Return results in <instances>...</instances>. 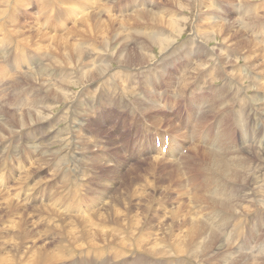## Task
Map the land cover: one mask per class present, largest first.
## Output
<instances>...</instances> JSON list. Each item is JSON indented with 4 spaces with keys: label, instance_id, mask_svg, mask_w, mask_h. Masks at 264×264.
Instances as JSON below:
<instances>
[{
    "label": "rangeland",
    "instance_id": "374dc122",
    "mask_svg": "<svg viewBox=\"0 0 264 264\" xmlns=\"http://www.w3.org/2000/svg\"><path fill=\"white\" fill-rule=\"evenodd\" d=\"M6 1L0 0L2 44L0 118L7 122L5 128L10 131L3 130L0 140V264H192L191 261H197L199 264H222V260L227 258V250L235 252L239 248L240 252L245 254L242 264H264V86L262 89L252 90L253 87L248 88L253 86L252 81H239L240 87L245 88L243 94L246 97L255 92L262 101L257 122L258 131L253 135V141L259 139L260 143L256 146L247 142V145H242L239 149L229 145L230 148L236 149L231 153L239 155L240 158L244 156L245 161H249L247 151L250 145L252 150L258 151L257 157L253 160L252 171L260 176V185L257 201L252 207L256 208L252 211L240 214L241 211L235 202L243 200L234 197L231 199V205H224L222 210H213L211 206L213 204L205 201L206 193L198 199L188 197L187 193L191 191V186L184 178L180 180L176 176L175 162H171L172 158L167 161L150 151V147H153L152 139L158 136L160 131L169 132L173 136L175 130L169 128L170 120L177 121L174 124L181 127L182 132L187 133L192 129L196 117L198 121L194 122L195 129L191 132L195 136L194 145L198 152H202L200 151L202 147L208 152L214 151L209 150L212 147L224 148L216 138L217 131H206L207 123L217 124L219 118L208 111L207 123L201 121L199 108L193 106L188 110L182 101L183 98L178 96L177 84H174L178 83L180 73L191 72L188 70L191 65L185 64L186 55L180 56L183 50L180 46L187 45L194 50V45L199 43L208 50L219 51L221 48L225 57L231 60V65L240 57V53L256 57V63L260 64L261 70V73L256 75L264 85V0H177L174 3L170 0ZM148 9L153 10L149 19L147 15H142ZM140 17L141 20L143 18V22L139 20ZM167 22L180 27L178 31L173 29L174 33L167 37L173 44L164 53L156 46L150 49L151 59H148L149 62L146 64L138 66L135 63L128 64L117 61L115 56L112 57L115 62H112L113 60L106 58L107 54L104 56L105 60H98L94 57L97 52L106 50H101V46L95 43H90L93 44L91 49L96 52L93 57L86 51L82 61H79V66L67 63L66 50L62 46L64 40L71 36L70 30L76 25L77 29L80 26L79 31L85 30L82 32L83 38L88 41L98 39L97 37L101 35L102 40L114 42L119 40L121 44L125 43L134 49L140 41L144 39L148 41L146 35L142 33L145 30L143 24H153L161 29ZM91 23L103 24V27L99 26L96 31L95 25H88ZM236 24L241 27L242 35L251 39L250 44L244 47V51L229 42H225L226 46L222 47L223 37L217 34L221 29H234ZM244 24L247 28L241 26ZM105 30H108V33L104 34ZM137 31L144 35L143 38L135 35ZM111 34L115 36L114 39ZM240 35L234 38L240 41ZM28 43L30 45H27ZM76 43L79 46L85 42L77 38ZM173 50L174 54H171ZM200 51L204 52L203 49ZM199 56L206 59V54ZM214 57L215 53L214 55L212 53L209 65L204 64L205 71L217 68L215 64L222 61L218 62ZM194 61H191L192 65ZM100 62L106 66V75H98L88 81L90 83L79 80L81 73ZM239 64L245 78L253 75V71L244 66L242 61ZM55 76L58 78L54 82ZM188 79L186 81L189 87L185 91L189 93L194 86L196 95L200 90L196 89L195 85L200 82L192 77ZM54 84H61L59 89L56 88L59 92L56 96ZM62 89L65 90L64 93H68L66 99L60 93L63 92ZM116 89L117 91L121 89L122 94L130 93V89L132 94L127 97L116 93ZM109 91L111 97L107 95ZM151 91L160 92V100L156 98L154 102L150 98ZM162 93L167 98L162 99ZM242 100L244 101L243 98ZM139 105L149 108L146 115L141 114L136 108ZM156 105L158 107L155 108ZM107 106L110 107L109 110ZM93 112L97 115L93 116ZM244 113L245 124L248 125L250 116L248 117L247 110ZM69 114L76 120L87 118L88 114H91L88 118L91 121L97 119L95 128L101 131L92 135V129L86 125L71 123ZM102 119L104 120L100 121ZM225 125L229 128L227 134L230 140L240 141L239 130H233L232 125L228 123ZM78 128L83 129L80 133L92 136L91 143L88 142L86 149L83 148L84 141L78 139L83 150L73 138ZM199 131H205L204 135H200ZM175 136L182 137V134ZM190 143H193V140L186 145L185 143L179 145L180 148L185 145L183 148L186 153L178 155L176 162H180L189 152ZM169 148L172 151V148ZM219 151L217 149L214 152ZM200 153L188 155L189 157L184 159V166L188 164L193 168L199 160L209 159ZM199 163L205 167V160ZM212 166L217 167L216 164ZM243 166L250 172L248 165L243 163ZM115 167L118 168L116 171ZM204 175L211 183L214 182ZM251 175L245 173L243 177L248 180ZM217 178L220 179V175ZM124 183L127 186H123ZM217 184L226 185L218 189L237 195L238 198L239 195L241 198L245 196L249 187V183L245 185L241 181L234 182L230 179L221 183L217 181ZM121 190L123 191L119 193ZM70 192L74 194L73 200L79 199L82 195L80 201L84 206L90 202L96 204L91 208V214L98 210L105 211L108 221L127 224L131 231L135 229V223L120 222L118 221L120 217L131 214L129 219H134L136 214L144 218L145 221L141 225L144 230L136 236L128 234L130 239L139 237L150 240L154 236L157 238L163 236L165 232L174 235L183 231L186 226L189 228V224L195 226L202 224L211 229L209 221H212L213 213L216 215V222L222 225V230L231 232V236L226 240L218 236L215 246L208 251L207 256L202 253L196 260L193 253L174 255L167 251L162 256L147 250H139L134 241H130L132 246H129V240L123 237L128 232L120 225L105 221L104 227L116 232L115 235H119L120 238L108 241L100 235L90 234L94 242L85 240L82 244L80 240L83 234L75 235L70 232L65 222ZM212 192L218 194L216 188ZM113 193L120 197L126 196L129 203L115 200ZM101 196V200L98 201ZM209 200L214 203L212 198ZM110 201L111 205L108 203ZM243 205L250 207L251 204L243 202ZM106 207L108 210H105ZM114 212L119 216L109 217L108 214ZM90 213L89 210L83 213L77 212L76 208L73 210V214L78 217H87L91 215ZM224 234L225 232L223 236ZM86 242L89 243L84 244ZM220 242L224 247L221 252L215 249ZM103 253L105 258L101 259Z\"/></svg>",
    "mask_w": 264,
    "mask_h": 264
},
{
    "label": "bare ground",
    "instance_id": "6f19581e",
    "mask_svg": "<svg viewBox=\"0 0 264 264\" xmlns=\"http://www.w3.org/2000/svg\"><path fill=\"white\" fill-rule=\"evenodd\" d=\"M4 1H6V0H4ZM176 1L177 0H170L171 3H174ZM186 3H188V2H186ZM250 4H252V3H250ZM180 6H182V5H180ZM242 8L246 9L245 6H242ZM151 11H153V10L152 9H148L147 12H143L142 15H147V18L149 19ZM179 11H181V10H179ZM138 16H140V15L138 14ZM159 19H161V18H159ZM85 20H84V22H85ZM139 20H141V17H140ZM142 20H143V18H142ZM142 20H141V22H143ZM178 22H179V20H178ZM181 23H182V21H181ZM138 24H135V25L137 26ZM88 25H92V26L95 25L96 31H98V27L99 26L103 27L102 26L103 24H92L91 23V24H88ZM139 25H141V23ZM143 25L145 27V30L142 33L146 35L145 37L148 39L149 42L144 39V40L140 41V43H138L136 46H134V47H136L134 49L131 46H127L125 43L121 44V42L119 40H118V42H114V41H111V40L110 41L102 40V38H101L102 36L99 33L98 34L100 35V37L98 36L97 37L98 39L94 38V39L88 41V39L83 38V33L82 32H84L85 30L81 29L79 31V27L80 26L77 29V25H76V26H74L73 29L70 30L71 36L69 35V37L64 40L63 46H62L63 49L66 50L67 63L70 64V65L74 64V65H78L79 66V61L80 60L82 61V59L84 58L83 54L84 53L86 54V51L89 52L90 57H93L96 52H94L91 49L93 44H90V43H95L96 45H100L101 46V50H103V51L106 50V52H97L98 54L96 56H94V57L98 58V60H100V59L105 60L104 56H105V54H107L108 57H106V58L108 60H111V61L113 60L112 57L115 56V59L117 61L126 62L128 64L135 63L137 66L146 64L147 62H149L148 59L150 57V53H149L150 49H153L156 46V47H158V49H160L162 51V53H164V52H166L168 50V48H170V46L173 44V41L171 42L169 39H167V37H169L170 35H172L174 33V32H172L173 29H177V31H178V27L179 26L177 24H168V22H167V24L165 26L163 25V27L161 29H159L156 25H153V24H143ZM192 26H195V25H192ZM241 26L243 28H247L245 26V24L241 25ZM107 28H105V29H107ZM108 29H110V28H108ZM179 29H180V27H179ZM198 30H200V29H198ZM105 31L106 32H104V34L108 33V30H105ZM87 32H89V31H87ZM142 33L137 31V34H135V33L134 34L138 35L140 38H143L144 35ZM32 34H34V33H32ZM128 34L129 33H127V35ZM217 34H219V35H221L223 37V41L222 42H224V43H221L222 47L226 46L225 42H229V43L236 44V46H239L238 48L240 50L244 51V47L246 45H249L250 42H251L250 38H248L247 36L244 37L242 35L243 33L241 32V27L238 26V24H236V27L234 29L233 28L221 29V30H219L217 32ZM239 34H241L240 35L241 36L240 41L234 38V37H237ZM0 35H1V31H0ZM86 35H87V33H86ZM205 35H207V34H205ZM111 36H112L113 39L115 38V36L113 34H111ZM123 36H124V34H123ZM31 37H32V35H31ZM104 37L105 36H103V38ZM207 37L209 38L210 36L207 35ZM25 38L27 39V37H25ZM77 38H78L79 41H83L85 43L79 44V46H78L77 43H76ZM122 38L123 37H121V39ZM202 38H203V36H202ZM231 38H234V40L231 39ZM46 39H47V37H46ZM124 42H126V41H124ZM219 44L220 43H218V45ZM1 45L2 44H1V41H0V48H1ZM27 45H30V44L28 43ZM194 46H195L194 50L196 52V57H194V58H193L194 50H193L192 47H189L187 45L180 46V48H183L182 52L180 53V56L186 55V63L185 64H186V66H188V65L190 66L191 65L190 68L188 69L191 72L187 71V73H183V74L180 73V75L178 74L179 75V77H178L179 81H178V83H175L174 85L177 84V89H178V92H179L178 96L183 98L182 101L184 102V104L186 105L188 110H191V108L193 106H196L197 108H199L198 109V113H200V120L201 121L207 123L206 122V115H207L208 111L213 112L219 118V121L217 122V124L207 123L208 124V128L206 129V131L207 130L210 131V132H216L217 131L216 138L224 146V148L223 147H217V148L216 147H212L211 149H209V150H214V151L219 149L220 151L216 153L214 151L213 152H208V151L204 150V148L202 147V148H200V151H202V152L201 153L198 152V149L195 148V145H194L195 144L194 143L195 136L191 132L192 130L195 129L193 124H194L195 121H198V118L197 117L195 118V120H194V122L192 123V126H191L192 129H189V132H187L188 136H186V134H187V133H185L186 131L182 132L181 127H177L174 124V123H177V121L176 122H174V121L171 122V120H170V124L168 123L169 124V128H172V129L175 130V132L173 134L174 135L182 134V137L181 136H176V138H177V140L179 142L185 143V145H186L191 140H193V143H190V145H189L190 146L189 147L190 154L188 152L186 155H184V157L182 158V160L180 162H176L178 160L177 159V154L179 152L178 151L179 150V148H178L179 144L176 143L172 138H169V140H168L169 146H168V149H167L166 153L163 154L162 150L158 149L156 151L157 152L156 156L158 158L159 157H163V158L165 157L164 159L167 160V161L170 158H172L171 162L172 163L175 162L174 163V166H175V170L174 171L176 173V176H178L180 180H182V178H184V180L187 181L188 184L191 186V191L193 190V192L190 191L189 193H187L188 197L192 196L193 199H198L204 193H206V200L205 201L208 202V203H212L213 204V205H211L213 207V210H222L224 208V205H226V206L231 205L230 203H231L232 197H234L236 199H242L243 202H248V203L251 204L250 207H246V206L243 205V202H240V201H236L235 202V204H237L236 206L239 207V209L241 211L239 213L240 214H244V213H247L245 211H252L253 209L256 208V207L255 208H252V207L255 205V203L257 201L256 196H257V193H258V187L260 185L259 184L260 176L255 175V172L252 171V169H254L253 168L254 167L253 160L257 157L258 151L256 149L252 150L251 149V145H256L257 146V144L260 143L259 139L253 141V135L255 133H257V131H258V126H257V122L259 121V119H258L259 116L258 115L260 113L259 110L262 109V104H260L261 99L257 96V94L255 92L250 94L248 97H246L243 94L244 91H245V88L244 87H240L239 81L240 80L242 82H243V80H248L250 82L252 81L253 86L248 87V88L253 87L252 90H259L262 86H264L260 82V78L258 79L257 75H256L257 73L258 74L261 73V70L259 68L260 64L256 63L257 62L256 59H255L256 57H251V55H243L242 53H240V57H237L234 60L233 64L231 65L230 64L231 60H229L228 58L225 57L224 51L221 48L219 49V51H216V50H213V49L208 50L206 48H203L199 43L197 45H194ZM43 47H45V45ZM188 48H190V50ZM191 48H192V50H191ZM172 49H173V47H172ZM200 49H203L204 52H201ZM212 53H213V55L215 53V57L214 58L218 62L221 61V60L222 61L219 62V64H215V66H217V68H213V70H207L206 69V71H205V67H204L205 65L204 64H206V63L208 64L211 61ZM171 54H174V50L172 51ZM203 54H206V59L199 56V55H203ZM254 56H255V54H254ZM192 60H195L193 65H192V62H191ZM240 61L243 62L244 66H248L251 69V71H253V75L252 76H249V77L245 78V75L242 72L243 69H242V67L239 64ZM112 62H115V61L113 60ZM102 64H104V63H102ZM102 64L100 62V64L94 65L89 70H86L83 73L80 72L81 74L79 76V80L88 82V81H91L92 79L96 78V76H98V75H102V76L106 75V70H105L106 66H105V64L104 65H102ZM70 65H67V66H70ZM58 66H60V65H58ZM80 66H81V64H80ZM257 71H259V72H257ZM38 75H40V74H38ZM190 77H192L194 79H198L199 82H200L197 85H195L196 89L200 90V92L196 93V95H194L195 94V91H194L195 87L194 86H193V89L191 88L189 90V93H186V91H185V89H187V87H189L188 84H187L186 79H188ZM223 77H224V79H223ZM33 78H35V77H33ZM57 78H58V76L53 77L54 82L57 80ZM68 79H70V77ZM222 79H223V83H222V85H220V83L222 82ZM28 80H30V79L28 78ZM188 80H190V79H188ZM95 82H96V80H95ZM88 83H90V82H88ZM111 85L115 87L114 84L111 83ZM53 87L55 88L54 94L56 96V94L59 93L56 90V88L59 89L61 87V84H57V85L54 84ZM62 90H63V92H60V93H61L62 97L64 99H66L67 96H68L67 95L68 93L66 94V93H64L65 90L64 89H62ZM129 91H130V93H128V94H122V90L121 89L119 91H117V89L115 90L116 93H119V94H122V95H125V96H127V95L130 96L132 94V91L130 89H129ZM110 93H111L110 91L107 92V95L109 97H111ZM151 93L152 94H151L150 98H152L154 102H156L155 101L156 98H158V99L161 98V95H160L161 93L160 92L159 93H155L154 91H151ZM113 97L120 98L117 95H113ZM162 97H163L162 99L167 98V97H165V95L163 93H162ZM227 98L231 99L230 102L228 101L229 99H227ZM242 98L244 99V101L242 100ZM53 99H55V98H53ZM171 104L173 106L174 101H172ZM234 104L238 105V107H235L236 105L234 106ZM121 105H123V104H121ZM146 106H148V105H146ZM123 107L124 106H122V108ZM156 107H158V106L156 105L155 108ZM136 108L143 115L149 111V108H145L142 105H139ZM109 109H110V107H108V110ZM245 110H247L248 117L250 116V120H249L248 125L245 124V113H244ZM121 112H122V110H121ZM93 114H92L93 116L97 115L94 112H93ZM16 115H18V114H16ZM90 115L91 114H88V116H90ZM0 116H1V114H0ZM88 116H87V118L84 117V119L76 120L73 117V115L71 116L69 114V121L71 123L77 122L78 124L86 125L87 127L91 128L92 129L91 130L92 131V135L94 133H96V132L99 133L98 131H101V129H96L95 128V124H97L98 120L96 119L95 121H91L88 118ZM104 119H106V118H104ZM104 119H102L100 121H103ZM86 120H88V121H86ZM6 123L7 122L2 121V117H1L0 118V140L2 139V135H3L2 131L3 130H7L8 132L10 131L9 129L5 128L7 126ZM226 123H228L229 125H232L233 130H235V129L239 130V134H241V140L240 141H237V140L231 141L230 140V138L228 137V134H227V132L229 131V128L225 125ZM82 131H83V129L78 128V129L75 130V132L73 134V138L78 143L79 148H81V150H83V148L86 149L88 147V142H90V140H92V136L88 137V136L84 135L83 133H80ZM164 133H166V132L165 131H160L158 137H156L155 140L159 139V141L162 143V141L164 140V137L166 136V134L164 135ZM204 133H205V131H199V134L202 135V136L204 135ZM78 139H81V140L84 141V145L85 146L83 148H82V143ZM254 139H255V137H254ZM247 142H249L251 144L249 146V149H248L249 151H247L249 153V161H245L244 158H243L244 156H241V158H240L239 155H236L235 153H231L232 150L234 151L236 149H239L240 146L242 147V145H247ZM185 145L183 147H185ZM229 145H230V147H236V149L230 148ZM169 147L172 148V151H171V149ZM191 149H192L193 152L191 151ZM150 151L154 152V150L152 148H150ZM191 152L194 155H196L197 153H200L201 156H206L207 158H209V159H203L202 160V161L205 160V162H206L205 167H202L200 165L199 162H202L201 160H199L198 163H196L193 168L190 165H188L187 163H185V165L187 164V166H184V159L188 158L189 157L188 155H192ZM63 153H65V152L63 151ZM243 163H244V165H248L250 167V169H251L250 172H248V169L244 168ZM213 164H216L217 167H213L212 166ZM179 168L180 169L181 168H186V170H184V169L182 170L181 169L182 170L181 171V170H179ZM114 169L116 171L118 168L115 167ZM245 173H251L252 174L248 180L244 179V177H243V174H245ZM204 174H206L207 177H210L211 179H213L214 182L211 183L210 180L206 179V176ZM217 174L220 175V179L217 178L218 177ZM213 175H215L214 178H213ZM227 179H230V180H232L234 182H240L241 181L245 185H247L249 183V187H248V189L245 192V196H243L241 198V196L239 195V198H238L237 195H234L232 193L230 194L228 192H226L227 193L226 194L222 190H219L218 188L220 186L221 187H226V185L217 184V181H219L221 183V182L226 181ZM191 180H192L193 184H191ZM123 186H127V184L124 183ZM214 188H216L218 190V194H216V195H215L214 192H212V190ZM74 189H75V187L72 188V190H74ZM232 190H233V187H232ZM122 191L123 190H121L119 193H121ZM79 195H81V194H79ZM81 196L79 197V199L73 200L74 194L72 192H70L68 213H67L68 217L66 216L65 222H66L67 229L70 232L74 233L75 235L83 234L81 236V240H80L82 244H83L82 241H85V240L86 241L89 240L90 242H94V240H93V238H91L90 234L91 235H93V234L100 235L104 240H108V241H113L115 238H120L119 235H115L116 232L110 231L109 229L104 227L103 221H105V222H109V223H112V224L120 225L122 228H124V231L128 232V233H127L126 236L124 235L123 237L127 238L129 240V242L130 241H134V243L137 244L136 248H138L139 250L141 249V251L142 250H147V251H150L152 253H155V254H158V255H162V256H164L165 252H167V251H169L170 253H172L174 255L175 254L189 255V254L193 253L192 255H193V257L196 260L202 255V253H204L207 256L208 251L210 249L212 250L213 247L215 246L214 244H215V241L217 240L218 236H222L221 239H225V240L229 239L230 236H231V234H230L231 232L227 233L226 231L222 230V225H220L219 223L216 222L217 218H216L215 213H213L212 215H214V216L212 217V221H209V223L212 225L211 229H207V227L202 226V224L199 225V226H195L193 224H189L188 225L189 228H187V226H186L183 229V231H181L180 233L174 234V235H172L171 232H168V233L165 232L163 236H161L159 238L154 236V237H151L150 240H146L144 238H139V237H135L134 239H130V238H128V236H129L128 234L136 236V235H138L139 233H141L144 230V229L141 228V225L145 221L144 218L139 217L138 215L135 214L134 216H136V217L134 219H129V216L130 217L132 216L129 213H128L129 215L124 214L123 216H121L118 221H120V222H126L127 221L128 223H135V229L133 231H131L130 230V226L127 225V224H117L115 222L108 221V217L105 216V211H103V212L101 211L100 212V210H98L97 212H92V214H91L90 213L91 208L95 207L96 204L94 202H90L87 206H84L83 203L81 204V201H80V200H82ZM112 196L115 198V200H122L125 203L129 201L126 196H121L120 197L119 195H117L115 193H113ZM101 198H102V196L98 199V201H100ZM210 198L213 199L214 203L209 200ZM108 203H109V205H111L112 201H110ZM126 206H128V205H126ZM107 207H106L105 210H108ZM141 207H142V205H141ZM74 208H76V211L79 212V213H83L84 211L89 210V213L91 215H89L87 217L75 216L73 214ZM125 208H127V207H125ZM138 211H139V209H138ZM108 215H110L109 217H112V218H117L119 216V214L117 216V213H115V212L112 213V214H108ZM141 221H142V223H141ZM223 232H225L224 236H223ZM88 243L89 242H86L84 244H88ZM121 244L124 245L125 243L121 242ZM129 246H132L131 242H130ZM223 248L224 247L221 244V242L218 243L217 246L215 247V249L220 251V252L223 250ZM239 249H241V248H239ZM239 249H237L235 252L227 250L226 251L227 252L226 253L227 258L222 260V264H242V263H244L243 262V258L245 257V256L243 257L244 252L241 253ZM262 249H263V247H262ZM169 252H168V254H169ZM249 252H251V250ZM191 262H193L192 264H199L197 261H191Z\"/></svg>",
    "mask_w": 264,
    "mask_h": 264
}]
</instances>
